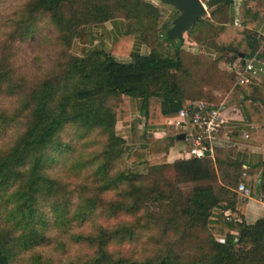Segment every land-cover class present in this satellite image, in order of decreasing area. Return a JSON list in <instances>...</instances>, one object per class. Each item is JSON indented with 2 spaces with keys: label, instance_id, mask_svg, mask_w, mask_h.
Here are the masks:
<instances>
[{
  "label": "trees",
  "instance_id": "1",
  "mask_svg": "<svg viewBox=\"0 0 264 264\" xmlns=\"http://www.w3.org/2000/svg\"><path fill=\"white\" fill-rule=\"evenodd\" d=\"M8 2L20 9H10L0 54L9 56L42 21L65 51L55 73L28 88L22 108L0 110V136L17 132L0 150V264H264V220L248 225L237 188L221 189L230 195L221 199L212 187L220 172L239 173L236 185L258 181L252 196L264 203V102L244 101L254 129L242 139L263 150L258 178L242 176L240 163L218 156L171 164L161 157L146 174L119 171L124 156L141 164L154 155L151 145L140 143L129 157L115 133L117 122L130 120L131 100L142 102L145 128L160 126L187 102L219 105L234 79L218 69V59L182 49L183 39H168L172 24L159 30L160 11L146 0H0V11ZM242 9L241 26L219 27L211 40L230 62L250 59L260 48L252 32L260 11L252 1ZM115 19L128 22L127 32L109 52H68L84 28ZM210 29L209 19H199L187 35L199 41ZM134 35L151 37L150 54L118 62L113 55L128 56ZM8 56H0V98L21 88ZM190 184L185 197L179 187ZM214 209L218 214L210 217Z\"/></svg>",
  "mask_w": 264,
  "mask_h": 264
},
{
  "label": "crops",
  "instance_id": "2",
  "mask_svg": "<svg viewBox=\"0 0 264 264\" xmlns=\"http://www.w3.org/2000/svg\"><path fill=\"white\" fill-rule=\"evenodd\" d=\"M200 1L205 6L207 12L206 17L204 18L209 19L212 24V29H210L208 34H205L199 41L190 39L187 33H185L183 35V40H185V43L188 44L190 48L188 47L189 49L186 50V47L182 46V49L190 51L191 53L202 50L206 55L218 59V69L228 75H231L234 79L233 72L241 67V62L238 60L228 63L223 62L221 58L222 55L217 54L213 49L211 40L215 36L216 29L219 27L228 25L236 26L235 22L239 23L241 26L243 22L242 5L246 1H252L253 6L260 11L259 19L253 27L252 32L258 39L263 37L264 0H225L227 2L226 4H218L210 9H208L205 4L207 0ZM146 2L155 5L159 11L165 8L163 6L164 4L159 2V0H146ZM176 17H174L173 20ZM172 21H169V24H172ZM127 25L128 22L122 19H115L101 25L88 26L84 28L80 34L83 41H78L79 47H77L80 54H77L76 56H82L85 51L91 48H97L109 52L111 50V45L125 35L127 32ZM85 47H87V49H85ZM151 49L152 43L150 36L134 35L129 55L113 56L118 62L127 63L130 61L131 55L147 56L150 54ZM247 98H251L261 104L264 102V75H259L256 80L248 86H235L233 81L229 91L226 93L225 99L223 100V102H225V106L223 108L224 116L228 119L226 124L228 141L227 143L222 144L221 148L216 149L211 158L214 159L215 156H218L221 158L224 157L227 160L236 161L241 164L240 170L242 172L246 169L245 177L252 173L255 174L256 178H258L261 170L258 165L263 160L262 147L242 139L243 135H246L249 131L254 129V126L250 123L245 113L244 101ZM141 106L142 102L140 100H131L130 120L127 122H117L115 125V131L125 142L126 150L129 152L135 147V144L132 143V135L136 126V129L139 128L138 130L142 131L145 136L144 138L148 141L153 140L146 145H151L153 147V151L155 150L154 153L156 152L157 145L167 144V152L164 153L162 157H165L168 162L187 159V144L184 140L178 139V136L183 134L170 128L167 125L168 120L160 126L145 128L142 121L143 118L140 114ZM134 119H137L134 121L135 125L132 124ZM128 140L129 142L131 141L132 145L128 143ZM218 151L223 153L216 154ZM243 185L245 184L243 183ZM245 187L251 189L252 193H254L257 190L258 181H253L249 186ZM213 214V217H216L218 213L214 212ZM244 220L248 225L254 224L257 220H264V203L261 202L259 197L251 196V198L246 202Z\"/></svg>",
  "mask_w": 264,
  "mask_h": 264
},
{
  "label": "rangeland",
  "instance_id": "3",
  "mask_svg": "<svg viewBox=\"0 0 264 264\" xmlns=\"http://www.w3.org/2000/svg\"><path fill=\"white\" fill-rule=\"evenodd\" d=\"M17 4L18 2L17 3L14 2L13 4H10V2H8L5 6H3V9L0 11V41L8 37V34L6 33V30H5L4 23L8 19L10 13L15 8H16L15 12L17 9L18 10L20 9V6H18V8L16 7ZM163 6L165 8L160 11L161 19H160V24L158 25L159 30L160 29L164 30L166 26H169V21H172L173 18L178 15V13L173 7L166 6V5H163ZM10 9H12V11ZM163 24H167V25L163 27ZM80 34L81 32H79L78 37L72 42V45L68 50V52L73 56L80 54L79 51L77 50V47H79L78 41L80 42L83 41V38L81 39ZM160 35L163 36L164 33H161ZM0 46H1V43H0ZM183 47H186V50L190 48L188 44L185 43V40H183ZM85 49H87V47H85ZM64 51L65 49L60 46L59 40L57 38V34L53 32L52 28L47 24L46 21H42L41 23H39L38 26H36V29L34 30L32 37L30 39H27L23 43L17 42L13 45L12 51L9 56H8L9 54L8 51L1 52L0 56L1 55L8 56L9 64L11 63V65L14 67V72L16 74L15 80L17 79V82H19V86L21 88H19L20 92L17 96L9 97V96L4 95L0 98V110L2 112L13 114L17 112L20 108H22L23 107L22 99L25 93L28 92V88L32 87L33 85L37 84L39 81H42L45 78L51 77L55 73V71L58 68L57 67L58 59L61 56V53H63ZM221 58L223 62L228 63L230 62L231 55L225 54ZM238 61L240 62V60ZM136 120L137 119L133 120V123H132L133 125H135L134 121ZM13 129L14 131H11V130L8 131L7 136H4V137L0 136V150L7 148L8 144L13 143L14 137L17 135L16 129L15 128ZM138 129H136V126H135L133 135H132V143L135 144V147L134 149H131V151H129L128 153L129 157H135L137 155L136 149L140 143H149L153 141V140L148 141L146 138H144L145 136L143 135L142 131ZM98 141L102 143L103 139L98 137L96 138V142ZM80 143H82L83 145H86L87 141L85 142L81 141ZM128 143L132 145L131 141L129 142V140H128ZM166 148H167V144L157 145L156 152L154 153L155 150L153 151L154 155L151 156L150 154H148L146 161L141 164H133L132 162H128L124 156L122 160L123 163H120L117 166V170L119 171L126 170L130 173L146 174L148 165L159 162V160L162 159L161 158L162 155H164V153L167 152ZM185 152H184V155H185ZM88 154L89 152L84 151L83 157L87 158ZM181 160H184V159H181ZM176 161H179V160H176ZM176 161L168 162L165 158V163L171 164ZM238 174L239 173H235L233 177H231L229 174H227V172H223V171L220 172L219 174L220 180L218 181L217 184L212 186L215 194L221 199H224L225 197L230 196L227 193L222 194L221 189H224L228 193L234 190V188L236 189ZM205 184L207 183H204L203 185ZM194 186H195L194 184L181 185L179 187L180 193L186 197L190 194L191 189ZM214 212L218 213V210L216 209L212 210L210 212V217L214 216L213 214ZM84 231L86 230L84 229ZM144 255L145 253L143 252V248L137 249V257L140 258V257H143Z\"/></svg>",
  "mask_w": 264,
  "mask_h": 264
},
{
  "label": "built area",
  "instance_id": "4",
  "mask_svg": "<svg viewBox=\"0 0 264 264\" xmlns=\"http://www.w3.org/2000/svg\"><path fill=\"white\" fill-rule=\"evenodd\" d=\"M236 26H240L235 22ZM260 48L250 59L241 62L236 71L233 72L235 86L251 85L259 75H264V58L260 55L264 52V36L259 38ZM225 102L219 105H209L202 101H190L178 115L169 119L167 125L184 135L187 144V159L211 158L216 149L227 143L228 135L226 124L228 119L224 116ZM210 153V156H206ZM246 169L242 172L245 176ZM240 200L247 202L251 196V189L242 183L237 186ZM226 217L229 212H225Z\"/></svg>",
  "mask_w": 264,
  "mask_h": 264
},
{
  "label": "water",
  "instance_id": "5",
  "mask_svg": "<svg viewBox=\"0 0 264 264\" xmlns=\"http://www.w3.org/2000/svg\"><path fill=\"white\" fill-rule=\"evenodd\" d=\"M164 5L173 7L178 13L172 21V26L167 30L168 39H183V35L199 20L206 17V8L200 0H159ZM178 139H184V135H179ZM210 156V153H206Z\"/></svg>",
  "mask_w": 264,
  "mask_h": 264
}]
</instances>
